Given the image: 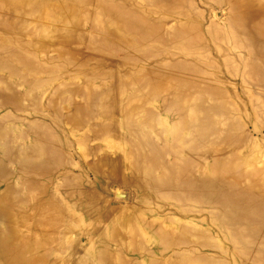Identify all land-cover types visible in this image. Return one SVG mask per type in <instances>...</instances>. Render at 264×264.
I'll list each match as a JSON object with an SVG mask.
<instances>
[{
  "label": "rangeland",
  "instance_id": "1",
  "mask_svg": "<svg viewBox=\"0 0 264 264\" xmlns=\"http://www.w3.org/2000/svg\"><path fill=\"white\" fill-rule=\"evenodd\" d=\"M0 264H264V0H0Z\"/></svg>",
  "mask_w": 264,
  "mask_h": 264
},
{
  "label": "water",
  "instance_id": "2",
  "mask_svg": "<svg viewBox=\"0 0 264 264\" xmlns=\"http://www.w3.org/2000/svg\"><path fill=\"white\" fill-rule=\"evenodd\" d=\"M116 197H119V198H125L126 197V194L123 193V192H118L115 194Z\"/></svg>",
  "mask_w": 264,
  "mask_h": 264
}]
</instances>
